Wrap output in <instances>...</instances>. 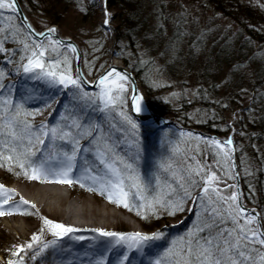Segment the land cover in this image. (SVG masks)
I'll list each match as a JSON object with an SVG mask.
<instances>
[{
    "label": "rangeland",
    "instance_id": "rangeland-1",
    "mask_svg": "<svg viewBox=\"0 0 264 264\" xmlns=\"http://www.w3.org/2000/svg\"><path fill=\"white\" fill-rule=\"evenodd\" d=\"M30 1L33 4L27 0L19 3L37 30L55 25L62 37H69L77 43L81 53V68L88 80L97 76L112 59L124 64L120 57L128 58L138 70L141 102L149 114L161 115L170 125L159 126L156 119L145 123L136 121L128 110V83L127 91L122 93L124 103L116 101L105 109L103 101L99 99L101 86L89 90L82 85L80 89L70 85L65 89L62 85L49 84L47 79L38 80L32 74H25L22 65L27 63L28 57L33 51L39 53L44 50L42 59L46 64L60 62V67L55 69L58 75L64 71L67 61L71 76L76 78L74 53L67 45H57L53 40L33 39L19 24L13 11L0 9V41L5 50L0 52V73H3L0 83L5 86L0 89V116H4V99L11 100L14 105H21L18 116L14 115L16 109L11 108L4 119H0V125L12 121V126L18 131L23 129L24 122L33 126L31 134H25L23 140H13L0 127V153L4 157L15 158H0V164L5 165L0 167V185L4 186L0 189V209L6 205L1 210L5 212L6 219H0V264H8L9 261L26 264L32 251L27 245L36 244L43 236H52L51 232L45 231L48 228L44 223L45 218L61 224H101L100 229L108 232L159 235L160 239L144 241L139 247L153 250L149 264H155L157 260L161 264H173L170 250L176 251L182 245L181 238L187 237L199 223L202 205L207 204L203 188H209L208 195L213 200H217L213 189H217L219 195L224 197L234 193L230 161L225 158V153L229 157V150L226 147L218 148L211 143L214 140L193 132L209 120L222 128L227 125V135L237 142L240 152L238 175L245 180L247 193L264 208V167L258 162L264 155V141L256 143L252 140L247 123L253 116L249 106L255 109L251 99L255 93L264 90V84L253 85L254 64L240 61L234 54L230 65L218 60L223 56L217 57L223 54L220 51L224 47L228 49L232 46V51L236 52L238 46H243V35L235 36L242 24L239 22L244 21L241 9L249 7L264 14V0H234V3H230L231 0H220L219 3H216L218 0H156L152 9L158 10L161 17L159 23L163 22L164 28L158 38L153 37L151 32L144 39L140 38L135 49L126 47L125 42H121L118 49L114 39V29L118 25L114 19L115 11L103 8L108 14L103 17L100 7L102 0H78V3L67 6L59 4L58 0ZM87 4H91L92 10H86ZM184 18L187 23H183ZM54 19L56 24H51ZM105 19L108 20L107 24L104 23ZM177 21H181L179 26ZM159 23L154 25L150 21L154 28ZM37 45L41 47L37 48ZM257 49L255 45L249 54ZM23 89L27 91L23 92ZM84 93L91 99L86 98ZM33 97L39 99L30 102ZM49 105L52 107L44 111ZM125 115L137 123V129L131 128ZM182 120L186 126L181 124ZM42 125L49 137L51 128L55 127L56 136L49 138L39 133L37 130ZM64 133L68 135L61 139ZM189 133L192 135L189 136ZM35 135H40L45 143L30 148L28 140L31 138L35 143ZM219 137L222 139L227 136ZM75 140H79V147L83 151L77 152L76 168L70 174L74 180L80 178V183L85 187H80V183H73L70 187L60 184L58 186L61 189L56 191L48 188L55 185L53 182L30 185L35 180L28 179L18 164L24 163L30 172L31 167H39L43 162L45 168L57 171L58 167H62L63 160L65 164L67 162L65 153L72 154ZM29 148L35 155L29 154ZM101 156L109 163L115 162V167L125 176L129 175L125 171V164H132L131 176L134 179L138 177V182L146 186L141 193L145 201L137 203L178 199L183 196L180 184L187 185V181L195 180L196 185L190 188L192 198L185 205L186 209L191 210L171 216L163 209L152 214L145 208V219L134 210L129 211L110 202L107 198V190H110L108 182L114 177L100 163ZM199 169L203 171L196 175ZM212 173L219 179L205 185L206 177ZM89 176H95L96 179H88ZM132 182L125 180L126 187L135 193L136 189L130 188ZM7 188L13 191L6 192ZM89 188L94 190L89 191ZM20 189L28 191L29 196H37L42 202L36 205L34 199H27L28 204H22L16 200ZM51 192L64 193L57 209L51 206L50 202H54ZM8 196L11 199L4 204ZM197 196H205V199L196 202ZM128 202H133L131 194ZM73 206L88 214L76 215L72 211ZM217 206L221 210L228 207L221 201H217ZM18 225L23 228L21 232ZM33 236H39V240L34 241ZM21 247L23 251H20Z\"/></svg>",
    "mask_w": 264,
    "mask_h": 264
},
{
    "label": "snow or ice",
    "instance_id": "snow-or-ice-1",
    "mask_svg": "<svg viewBox=\"0 0 264 264\" xmlns=\"http://www.w3.org/2000/svg\"><path fill=\"white\" fill-rule=\"evenodd\" d=\"M0 9H9L13 12H17L18 8L16 5V0H11V3H6L5 0H0ZM107 16L108 14L105 13ZM179 16L183 17V13H178ZM105 24L108 23V20L105 19ZM177 26L181 23V21H177ZM183 23H187V19H183ZM159 29L164 28L163 22H160L158 25ZM50 32H55V29H50ZM40 35H43L41 33ZM6 39V37H5ZM59 45L61 42L59 40L54 42ZM37 48L41 47L40 45L36 46ZM71 51L75 52L76 49L73 45H67ZM5 51L3 48V43L0 41V52ZM45 56V51L41 50L39 53L33 51L32 55L28 57L27 63L22 65L23 72L25 74H32L35 79H47L48 83L51 85H62L63 88L68 89L69 86H73L76 89L81 88L80 78L77 76L73 78L70 74V67L67 66V61H65L64 71L59 75L55 71L56 68L60 67L59 61H51L49 63H45L42 59ZM110 77H114L113 79H109ZM3 78V73H0V79ZM128 76L115 68L111 69L105 76H103L99 80V85L102 87V93L99 97L104 103V108H108L109 105H114L116 101H120L121 104L124 103L122 99V93L127 91V81ZM5 86L0 83V89H3ZM115 91L116 95L113 96V92ZM86 98L87 94H83ZM133 109L137 114L143 113V118H147L149 113L147 107L142 105L140 100L141 98L133 95ZM3 113L4 116L7 115L9 109L15 108L16 111L14 113L15 116L19 115V111L21 109V105L13 104L11 100L4 99L2 101ZM50 106V105H49ZM103 111V109H101ZM27 115H35L34 113H27ZM4 116H0V119H4ZM125 120L131 125L133 130L138 128V125L135 121H133L127 115L124 116ZM13 122L8 121L7 123L0 125L8 136H10L13 140H23L25 138V134H31L32 125L24 122L23 129L17 130L12 126ZM45 126H40L37 130L39 133H42L43 136L49 137V133L44 131ZM79 127V125H77ZM51 137L56 136L57 129L55 127L51 128ZM67 133H64L60 138L63 139L64 136H67ZM91 135V133H89ZM189 136L192 134L189 133ZM95 138V137H93ZM44 139H41L40 135H35V143L33 139L29 138L28 144L31 147H35V145H44ZM218 148L227 147L231 150L233 142L231 138H229L225 143H221L219 141H211ZM74 147L72 149V154L68 155L65 153L67 163L65 166L58 171H51L48 168H45L43 162L39 167H31L29 170L25 167L24 163H19L18 167L24 170V175L27 176L30 180H46L48 182L60 183L72 185L73 183H80V178H76L75 180L69 178L70 173L74 171L76 168L75 160L78 151H83L79 147V140L74 141ZM30 148L28 150L30 155H35V152H31ZM11 151H15V149H11ZM0 158H4L7 160H14L13 156L4 157L3 153H0ZM225 158L228 159V153H225ZM100 163L103 164L107 169L110 170L114 179H110L109 189L107 198L110 202L117 203L118 206H123L127 208L129 211H136L137 215H141L142 218H147L146 215H143V210L147 208L149 212L152 214H156L159 209H163L168 215L174 216L178 213L185 212V205L192 198L191 187L196 185L195 180L187 181V185L185 183H181L180 187L183 190V196H180L178 199H170L167 201L156 200L153 202H141L137 203L136 201H145V197L141 194L146 186H142L136 177L135 179L131 176V171H133L132 164H125V171L129 173V175H122L121 170L115 167V162L109 163L103 156L100 157ZM5 165L0 164V167H4ZM9 171H11V167H9ZM86 171H91V169H87ZM203 169H199L196 172V175H200ZM55 177L53 180H48V177ZM88 179L95 180V176H89ZM229 178H232L231 176ZM133 180L130 185V188L136 189L135 193H131L130 189L126 187L125 180ZM183 180V177H181ZM219 178L215 173L207 176L205 179V185L210 182L217 181ZM3 185H0V189H3ZM80 187H85L83 183H80ZM89 191H93L94 189L89 188ZM213 192L217 194V200H213L211 196L208 195L209 188L205 186L203 188V193L207 197V204L202 205L201 213H200V221L193 230H191L187 237H182L183 241L182 245L176 250H170V255L173 257V264H264V228H262L259 224V217L252 212H249L246 208L243 207L242 204L238 202L237 194L234 192L232 195L224 197L219 195V191L217 189H213ZM103 195L104 192H101ZM130 194L133 196V202L129 203L128 198ZM116 199H113V197ZM205 196H197L196 202L203 201ZM11 199L8 196L3 203L7 204L8 200ZM217 201L223 202V204L228 205L227 208L221 210V207L217 206ZM22 204H28V201L21 198ZM19 208V205L15 206ZM34 208L35 205H32ZM26 211V210H25ZM5 212L0 211V215H4ZM11 214V213H9ZM241 221H243L241 223ZM45 225L48 227V230L51 234L57 238H61L70 233L77 231L72 227L66 226L61 223L53 222L52 220L44 219ZM99 232L100 236L103 237H118L117 243L125 242L128 240L133 241L137 246H139L144 241H149L153 239H160L159 235H141L140 233L134 234H122L116 232H108L102 229L95 230ZM78 239H84V237H79ZM34 241L39 240V236H33ZM55 244V241L51 242ZM131 247V245H129ZM49 247L48 243H45L43 249ZM27 248H32V244H28ZM41 249V251H43ZM24 248L21 247L20 251H23ZM14 255H18V253H14ZM35 258V257H33ZM125 261H129L128 256H123V260L121 264H124ZM8 264H15L13 261H9ZM97 264H104L103 259L97 262ZM155 264H161L160 260H157Z\"/></svg>",
    "mask_w": 264,
    "mask_h": 264
},
{
    "label": "trees",
    "instance_id": "trees-1",
    "mask_svg": "<svg viewBox=\"0 0 264 264\" xmlns=\"http://www.w3.org/2000/svg\"><path fill=\"white\" fill-rule=\"evenodd\" d=\"M19 1L22 2V0ZM27 1H29L30 4H33L30 0ZM233 1L234 0H231L230 3ZM58 2L59 4L67 6L74 2L78 3V0H58ZM219 2L220 0L216 1V3ZM156 3V0H106V9L108 11L114 10V19L118 21V25L114 29V39L117 43L118 49L120 48L121 42H125L126 47L128 46V48L135 49V46L137 42L140 41V38L144 39L145 35L149 32H151L153 37L156 38L161 35V29L158 27L159 24L156 26V28H154V25H156L155 23H159L161 19L158 10L152 9L153 4L155 5ZM85 8L87 11L88 9L92 10L91 4H87ZM220 9L222 10L223 7H220ZM241 14V18L244 21L239 22L242 24L239 26V31L235 34V36L243 35V41L245 43L243 46H238V50L236 52L232 51V46L228 49L224 47L220 51V53L223 54H218L217 57L219 58L220 56H223L218 60H224L227 65H230V61H233L232 59L234 58L232 55L234 54L239 58L238 60L244 62L248 61L247 63L254 64V73L252 79L253 85H258L261 83L264 84V14L259 13L249 7L242 8ZM150 21H153L154 25L151 26ZM51 24H56L55 19ZM260 25L263 26L261 27ZM145 43L147 44V41ZM255 45L258 46L257 51L249 54L252 52ZM120 59L123 61L124 65H126L131 70L136 79H138V70H135V66L128 61V58L121 56ZM251 104L255 107V109H252V107L249 106V110L250 112H253V116L251 117L252 120L248 121L247 123L250 128L252 140L256 143H260L261 141H264V90L253 95ZM180 122L184 126L187 125L183 120ZM212 122V120H209L206 124L196 128L206 133L227 136L229 132L227 125H224L222 128L218 125H214V123L212 124ZM233 143L236 150L235 159L240 171V152L237 150V142L233 141ZM258 162L261 167H264V155L258 159ZM259 175V179L261 180L262 173ZM240 180L243 201L249 205L255 206L259 210L261 223L264 228V208H261L257 202H255L247 193L244 182L245 180H243V177H240Z\"/></svg>",
    "mask_w": 264,
    "mask_h": 264
},
{
    "label": "bare ground",
    "instance_id": "bare-ground-1",
    "mask_svg": "<svg viewBox=\"0 0 264 264\" xmlns=\"http://www.w3.org/2000/svg\"><path fill=\"white\" fill-rule=\"evenodd\" d=\"M6 2L10 3L9 0H5ZM101 7V14L103 17H106L105 12L103 10L104 8V0L101 1L100 3ZM49 40H53L51 38H48ZM54 41V40H53ZM111 63H114V60H111ZM114 77H110L109 79H113ZM97 87H100L98 84ZM96 87V88H97ZM26 89H23V92H26ZM139 97L140 91H139ZM141 102V100H140ZM142 105H144L141 102ZM46 110V108L44 109ZM143 114V113H141ZM159 123V122H158ZM159 125H162L159 123ZM229 152V151H228ZM55 162V161H53ZM52 162V163H53ZM67 163V162H66ZM65 164V160L62 162V167H58L57 171L61 168H63ZM69 178H73V175L70 174ZM55 177L49 176L48 180H53ZM39 182H48L46 180H35L34 183L30 185H38ZM55 185H51L48 188L58 190L61 189L58 185L60 183H54ZM48 186V185H47ZM71 185H69L70 187ZM47 188V187H46ZM54 190H52L54 192ZM6 192L13 191L11 188L6 189ZM18 194V199L20 200L23 198L24 200L27 201V199H34L36 205L40 204L38 202H42L41 199H37V196H29L25 189H20L17 191ZM51 194L53 195V201H51V206L54 208H58L60 204V200L64 198V193L62 192H55ZM42 196V195H41ZM38 200V201H37ZM6 206V205H5ZM3 206L0 211L5 207ZM69 208V207H68ZM73 213H76V215L81 216V215H86L88 214L85 210L81 208H74L72 209ZM0 219H6L5 215H0ZM78 222H81L78 220ZM66 226L72 227L74 229H77V231L70 233L72 234L71 237H68V235L63 236L61 238H57L55 236H49V237H44L41 238L40 241L36 242V244L32 245V251H30V255L27 258L26 264H97L98 261L101 260V257L103 254H106V257H103L104 264H121L123 260V256H128L129 261H125L124 264H145L144 260L139 256L137 253V250H135L138 246L131 240L117 243L118 237L114 238V241L112 242V237H103L100 236L99 233L96 230L101 228V224H98V226L94 225H89L85 222H82L81 224H71L69 222L63 223ZM18 230L21 232L22 231V226L18 225ZM95 228V230H89L88 228ZM46 232H50L48 228L45 230ZM44 231V232H45ZM89 233L86 234L87 236H79L80 233ZM128 234H134V233H128ZM127 234V235H128ZM82 235V234H81ZM79 237H84V239H78ZM49 241H55V244L49 245L48 248L43 249V245ZM69 241H74L76 242V249L77 252L71 253L66 250H61L58 247L65 246L68 244ZM131 245V247L129 246ZM43 249V251H41ZM29 252V251H28ZM27 255V254H26ZM35 257V258H33Z\"/></svg>",
    "mask_w": 264,
    "mask_h": 264
},
{
    "label": "water",
    "instance_id": "water-1",
    "mask_svg": "<svg viewBox=\"0 0 264 264\" xmlns=\"http://www.w3.org/2000/svg\"><path fill=\"white\" fill-rule=\"evenodd\" d=\"M9 1L11 3V0H9ZM16 5L18 8V11L14 12V14H15L19 24L30 34V36L33 39H35L37 41H42V40L51 38L54 41L59 40L61 42L60 44H63V45H69L70 44V45H73L75 47L76 51L73 52L74 53V69H75L76 75L79 76V78H80V83L85 88H87L89 90L95 89L97 87V85L99 84L98 83L99 80L103 76H105L111 69L115 68L116 70L126 74L129 78L127 83L129 86L128 110H129L130 115L136 121H138L140 123H145V122L156 119L163 126H169L170 125L169 122H167L161 115L149 114L148 117L145 119V118H143V114H137L134 111L132 97H133V95H136L139 97V91L140 90H139L138 82H137L135 75L131 72V70H129V68L126 65L120 64L116 61H114V63H111V61H110L107 64V66L97 76H95L91 80H88L86 78V76L84 75L82 68H81V53H80V49H79L77 43L69 37H62L59 34V31L55 25H51V26L44 28L42 30H37L32 25L31 21L28 19L27 15L25 14V12H24L23 8L21 7L18 0H16ZM105 27L109 28L107 25H105ZM50 29H55V32H50ZM41 33H43V35H40ZM193 132L197 133L198 135H200L202 137H206V138L212 139L214 141H219L222 144L225 143L230 138V136H227V137L221 139L216 134H207V133L199 131V130H193ZM229 161H230V167H231V170L233 172V178H234V192L237 194L238 202L240 204H242L243 207L246 208L249 212H252L259 217V224L263 228L259 212L255 208H253L252 206L246 204L242 199L240 178L238 175V169H237V164H236V160H235L234 144L232 145L231 150H229Z\"/></svg>",
    "mask_w": 264,
    "mask_h": 264
}]
</instances>
